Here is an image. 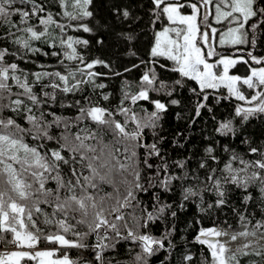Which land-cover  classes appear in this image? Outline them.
Returning <instances> with one entry per match:
<instances>
[{
	"label": "snow or ice",
	"instance_id": "obj_1",
	"mask_svg": "<svg viewBox=\"0 0 264 264\" xmlns=\"http://www.w3.org/2000/svg\"><path fill=\"white\" fill-rule=\"evenodd\" d=\"M19 2L32 4L31 11L16 7L17 0H0V22L11 24L10 18L18 15L21 23H26L30 16L44 11L35 0H19ZM59 3L64 9L62 15L69 20L83 21L93 15L88 10L91 0H59ZM152 3L153 26L164 21L166 23L154 33L149 60L141 61V64L145 65V70L138 84L135 85L136 91H130L133 85L125 81L122 85L120 103L114 109L91 102H89L90 106H79L80 102L76 101L79 106L76 121L90 120L96 126L94 130L86 127L72 134L70 132L72 125L67 120L44 111H40L37 116L33 111L34 107L38 108L47 103V99L42 101L33 91V87L37 84L41 88L43 97L53 101L56 99V91L68 94L82 91V85H91L94 90L106 87L103 83H95L100 74L92 69L96 65L104 67L109 65L100 59L85 62L84 57L77 51L76 46H87V40L72 36L59 40L64 57L68 61H79L83 67H76L73 70L61 60L60 63L65 67L67 74H62L60 71L34 72L31 73L34 77L31 82L28 78L29 73L20 69L17 63L6 61L7 56L15 54L9 53L6 48L0 49V113L7 109L30 125V127H22L12 116H0V241L4 240V233H11L13 239L10 242L15 243L17 247L33 248L43 239L49 243L59 244L62 248H91L97 264H105L104 253L115 249L121 241L131 242L140 250L133 255V248H129L128 254L131 259L126 264H149V259L165 248V241H168V251L174 247L169 239L174 229H166L159 237L151 232L150 225L161 220L171 205L161 204L157 196L151 210L147 206L140 207L138 194L148 191V188L141 183L142 170L138 150L145 149L144 166L147 169L154 167L156 169L149 177L150 185H158L164 192H169L174 182L183 184L189 179L188 172L183 171L186 168V161L174 162L175 167L182 170V174L170 173L168 171L170 166L163 159L159 166L149 163L153 156H160V151L155 142L150 144L144 142L145 130H150L155 136L162 114L168 107L159 99H151L150 93L171 96L176 86L183 87V81L187 79L197 85L190 91L194 95H202L204 101L208 99L205 90L226 88L231 97L243 102L235 107V116L241 117L244 121L257 114H264V67L250 68V75L246 77L230 75L231 68L238 63L248 64V60L224 55L213 46V40L217 36L220 46H235L247 42L243 29L249 19L256 15L253 10L254 0H186V2L152 0ZM210 4L214 8V20L217 24L227 22L228 25L235 24V27L229 26L223 32L212 27L209 23L210 13L206 10ZM69 8L71 10H68ZM185 9H190V13L186 14ZM202 9L205 11L202 12ZM129 15L127 9L123 10L122 16L125 19ZM39 24L44 26L42 31H37L31 26L26 27L22 31L28 34V38L17 39L14 43L37 53L41 50L33 48L30 41H40L50 35L51 25H56L61 32L65 29V25L55 20L50 12L46 17L39 19ZM12 26L16 27L14 24ZM78 27L84 32L91 31L86 24H79ZM125 38L133 39L131 35H126ZM44 42L48 43L47 40ZM51 46L54 47L55 44ZM51 55L58 56L59 53L54 51ZM249 56L256 64L264 63V58L251 56L250 53ZM161 59L172 61L174 66L166 69V65L160 63ZM132 67L139 68L140 65ZM157 67L178 73L181 79L169 84L161 79ZM131 70L126 68L124 71ZM78 74L80 79H77ZM114 75L118 76L121 73ZM46 78L51 83H43ZM13 84L21 91L13 93ZM242 86L253 90L252 94L246 96L241 90ZM46 88H52L53 91L51 93L44 91ZM12 96L17 98L12 99ZM20 97H26L32 106L25 104V100ZM102 99L108 101L109 94H103ZM5 100L8 102L4 103ZM129 101L133 106L139 101H147L153 105L154 110L148 111L141 107L136 111L131 106H125ZM170 103L176 105L179 101L172 99ZM203 107H206V104L197 101V116L200 115V109ZM47 115H52L53 120L48 121ZM118 116L123 119H117ZM62 123L64 132L61 136L57 138L51 135L50 129L53 126L60 127ZM217 131L222 135L235 134L232 120L221 122ZM106 135L112 137L108 143L105 142ZM28 136L38 143L35 146L26 143L25 137ZM44 141H55L57 147L49 148ZM112 145L121 147L113 152ZM65 152L70 154L68 158L63 154ZM205 152L208 159L219 164V158L213 155L212 147H208ZM250 153L258 155L259 158L247 160L238 153L232 152L223 168L211 167L207 161L199 164V168L206 171L204 183L210 182L211 190L217 197V206L225 203L226 185H235L247 191L250 186L258 183L261 198H264V150L252 147ZM65 166L68 168V173L62 174ZM85 170L88 175L84 174ZM217 172H220V175H217ZM161 173H164L163 177ZM114 175L120 177L119 183L124 186L123 192L117 186L118 182L113 179ZM191 179L199 181L200 177L196 175ZM50 180L55 181V189L46 187ZM103 184L111 185L113 192L101 194ZM208 190V187L199 191L194 187L184 188L183 200L199 198L203 203V192ZM251 199V194L244 197L245 201ZM41 205L51 208V213L45 211ZM208 207L211 208L212 205L209 204ZM128 209L132 211L128 212ZM171 215L175 217L176 213L172 212ZM40 216L44 218L42 221L44 225L55 224L57 233L45 235L37 226L35 219ZM56 217L61 218L56 219ZM80 226L86 231H80ZM61 232L63 234H60ZM69 233L74 239L66 238ZM226 235L228 233L216 228H201L195 237L198 243L207 245L211 264H240L238 254H248L246 251L248 244L231 249L226 242L214 239ZM237 235L247 237L255 233L240 232L232 234L230 239L237 240ZM92 236L95 237V243L89 245L87 240ZM55 255L56 251L35 253L13 251L0 256V264H20V260L25 257L29 259L39 257L40 264H76V261L71 260L66 253L54 260L44 259ZM256 255L264 256V252H256ZM183 260L191 262L193 256L185 255ZM108 264L111 262L109 261ZM202 264H208L207 258Z\"/></svg>",
	"mask_w": 264,
	"mask_h": 264
},
{
	"label": "trees",
	"instance_id": "obj_2",
	"mask_svg": "<svg viewBox=\"0 0 264 264\" xmlns=\"http://www.w3.org/2000/svg\"><path fill=\"white\" fill-rule=\"evenodd\" d=\"M35 3L43 7L44 11L39 12L38 15L30 16L26 23H21L18 15L12 16L11 24H4L0 22V49H8L9 53L15 55L7 56V62H15L20 69L29 73V82L34 77L31 73L41 71H60L62 74H67L66 69L61 65L60 61H64V65H69L74 70L76 67H83L79 61H68L63 55V49L59 44L60 38L66 39L68 36L87 40V46L77 45V51L81 54L85 62H91L100 59L107 63L109 67L103 65H96L92 71L99 73L95 83H103L106 85L104 89H93L91 85H82V91L75 93L64 94L56 91V99L53 101L50 98L43 97L39 84L33 87V91L43 101L47 99L46 104L40 105L38 108L34 107L33 111L38 116L40 111L45 113H54L64 120H67L71 126L70 132L77 133L80 129L91 128L95 129V124L90 120L76 121L79 115V106H90L92 104H99L101 107L114 109L119 103L122 96V85L125 81L130 82L133 87L130 91L135 92V85L138 84L140 77L145 70V65L141 61L149 60V51L154 42V33L164 26L163 23H157L153 26L154 19L152 0H91L88 10L93 13L89 18L83 21L69 20L62 15L63 10L60 6L59 0H35ZM23 10L31 11L32 4H21L19 0L15 5ZM129 11V17L125 19L122 16L123 10ZM253 10L256 15L251 17L245 24L247 42L235 46H223L218 52L232 53L231 49L237 47V53L244 54L248 64L238 63L230 69L234 74L246 76L249 73V68L255 65V61L251 60V56L257 58H264V0H254ZM52 13L55 20L60 24L65 25L63 32L56 25L49 26L48 36L42 38L40 41H30L33 48H38L41 51L33 53L24 49L21 45L14 43L17 39H27L28 34L22 31L26 27H34L37 31L43 30V25L39 24L41 17H46L48 13ZM16 25L13 27L12 25ZM71 24V27L68 25ZM79 24H86L91 31L84 32L79 28ZM123 34V35H122ZM126 35H131L133 39L128 40ZM54 38V39H53ZM47 40L48 43L44 41ZM98 41H101L98 43ZM55 44V46H51ZM59 53L58 56L51 55L52 52ZM44 53H48L45 55ZM134 53V55H133ZM23 57V59H21ZM160 63L166 65V69L172 68L174 65L170 61L161 59ZM133 65H140L139 68H133ZM126 68L132 69L130 72H125ZM161 69L157 67V72L161 79L166 80L169 84L175 80L181 79L178 73ZM114 73H121V75H114ZM18 75L20 73H17ZM77 75V79H80ZM74 82V81H73ZM10 83H12L10 81ZM43 83H51L49 79H45ZM184 86H176L175 91L171 96L150 93L151 99H159L165 103L167 111L162 114L159 121V126L155 130L156 134L153 136L150 130H145V143L155 142L160 151V156H153L149 163L154 166H159L163 159L170 166L168 171L170 173L182 174V170L175 167V161H186V168L189 179L181 182H174L171 191L164 192L158 185H150L149 177L155 172L153 169H147L143 164V157L145 149L138 150L141 163V183L148 188L146 192H140L138 199L140 200V207L147 206L151 210L153 204L156 203L158 196L161 204L171 205L155 224L150 225L153 235L159 237L166 229L173 230L172 236L169 238L171 244L174 246L168 251V241H165V248L149 259V264H202L205 258L208 264H211L210 251L205 244H200L195 240L199 234L200 229L216 228L223 229L228 232L250 231L256 233L260 237V241L249 246L246 251L247 255L238 254L240 264H264V256H257L256 252H264V198H261L259 192V184L250 186L247 191L238 188L235 185H226V195L224 197L225 203L217 206V197L215 192L211 190L210 182L204 183L206 171L199 168L202 161H207L211 167L223 168L224 163L230 158L232 152H236L247 160L258 159L259 156L250 153V148L256 147L264 150V114H257L244 121L241 117L235 116V107L242 102L231 97L224 87L216 90H205L208 96L206 101L203 96L194 95L190 89L197 87L196 83L187 79L183 81ZM242 88V87H241ZM21 91L14 84L12 92ZM44 91L52 92V88H46ZM103 94H109V100L102 99ZM12 96V99H16ZM25 100V104L32 106L31 102L26 97H20ZM172 99L178 100L179 104L173 105L170 103ZM79 101V106L76 104ZM197 101L206 104V107L200 109V115H196ZM8 101L5 100L4 103ZM125 106H131L136 111L141 107L148 111L154 110L153 105L147 101H139L136 105H131L130 101L126 102ZM0 116H12L17 120L22 127H30L28 122L22 119L15 113L5 109ZM52 115H47L48 121L53 120ZM122 120V117H117ZM226 120H232L235 134L228 133L222 135L217 131L219 124ZM131 128V125H130ZM64 132L63 123L60 127L53 126L50 129V134L59 138ZM112 140L111 135L105 136V142ZM25 142L31 146H35L38 142L32 140L30 136L25 137ZM49 148L57 147L55 141H44ZM120 145H112L113 152ZM208 147L214 149L213 155L219 158V164L208 159L205 150ZM227 149V151L225 150ZM66 158L69 153H63ZM123 159V157H121ZM239 166V165H237ZM18 167V166H17ZM68 173V168H63L62 174ZM88 175L87 170L84 171ZM70 175V173H69ZM164 173H161L163 177ZM199 175L200 180L196 181L191 177ZM220 175V172H217ZM118 183L121 192L124 186L119 183L120 177H113ZM46 187L55 189V181H48ZM194 187L198 191L208 187L209 190L203 192V203L199 198H192L188 201L183 200L182 192L184 188ZM102 192L112 193L113 187L109 184L101 185ZM251 194L252 199L245 201L244 197ZM183 204V207H181ZM212 207L209 208L208 205ZM41 207L51 213V208L47 205ZM203 209V210H202ZM131 212L132 209H128ZM172 212L176 216L171 215ZM137 215L139 212L137 211ZM243 217V219H242ZM35 218V217H34ZM61 217H56L60 219ZM37 226L41 231L47 235L49 233H57V227L53 225H44L43 216L35 218ZM74 223V222H72ZM35 231V229H30ZM80 231H86L83 226H80ZM60 234H63L62 232ZM68 239H74L69 233ZM13 235L11 233H4V240L0 241V246H7L11 244ZM89 245L95 243V237H89L87 240ZM39 245L54 244L41 239ZM133 248V255L140 249L131 244V242L121 241L115 247L104 253L105 264L110 261L111 264H126L131 259L128 254V249ZM95 261V254L91 248L81 249ZM11 251H6L10 253ZM70 254L79 255L77 252L70 250ZM191 254L193 260L185 262L183 257ZM81 256V255H79ZM20 264H33V260L25 257L20 260Z\"/></svg>",
	"mask_w": 264,
	"mask_h": 264
},
{
	"label": "rangeland",
	"instance_id": "obj_3",
	"mask_svg": "<svg viewBox=\"0 0 264 264\" xmlns=\"http://www.w3.org/2000/svg\"><path fill=\"white\" fill-rule=\"evenodd\" d=\"M184 2H186V0H184ZM68 10H71L70 8ZM210 15H209V23L211 24L212 27H216L217 29L220 30V32H223V31H226L227 30V27L229 26H232V27H235V24H232V25H228L227 22H224L223 24H217L214 20V8L213 6L210 4L208 6V9H206ZM228 10V9H226ZM205 11V9H202V12ZM185 13H190V9H185ZM160 30V29H159ZM158 31V30H157ZM243 31L246 33L245 31V26H244V29ZM213 46L216 48L217 51L220 50V48H222L223 46H220L219 43H218V36L217 38H215L213 40ZM237 47L235 49H231L232 53H222L224 55H228V56H231L232 58H240V57H243L244 60H246V56L243 54H239L237 53ZM215 59V58H213ZM172 64L173 62L170 61ZM259 67H264V63L262 64H255V65H252L250 68H259ZM250 68H249V73L247 75H250ZM230 75H238V74H234L233 72H229ZM246 75V76H247ZM240 76V75H239ZM246 76H241V77H246ZM226 89V88H225ZM208 90H216V89H208ZM242 91H244L245 95L246 96H250L252 94V91L251 89H247L246 86H242L241 88ZM241 102V101H240ZM243 103V102H242ZM218 230H221L225 233H228V235L226 236H221V237H218V238H214V239H219L221 240V242H226L227 243V246L231 249H237V248H240L242 247L243 245L245 244H248L249 246L255 244V243H258L260 241V237L258 234L255 233V235H250V236H247V237H243V236H239L237 235V240L235 241H232L230 239L231 235L232 234H238L240 232H245V231H240V232H228V231H225L223 229H218ZM249 233H253V232H250V231H247ZM20 251H26V252H31V253H35V252H39V251H55V250H51V249H47V248H43V249H40V248H37V249H30V250H20ZM64 252L69 256V258L73 261H76V264H92L89 260L87 259H83L75 254H69L68 253V250L64 249ZM64 253V254H65ZM57 258H61V257H58V256H53V257H50V258H44L45 260H48V259H57ZM40 259L41 258H37V259H32L33 260V264H40Z\"/></svg>",
	"mask_w": 264,
	"mask_h": 264
},
{
	"label": "built area",
	"instance_id": "obj_4",
	"mask_svg": "<svg viewBox=\"0 0 264 264\" xmlns=\"http://www.w3.org/2000/svg\"><path fill=\"white\" fill-rule=\"evenodd\" d=\"M18 248H22V247H17L15 243H12L11 246H0V256H3L4 254H6V251H10L13 249H18Z\"/></svg>",
	"mask_w": 264,
	"mask_h": 264
}]
</instances>
